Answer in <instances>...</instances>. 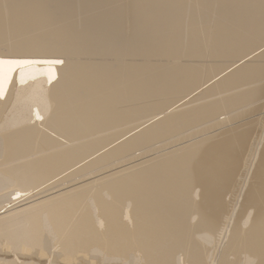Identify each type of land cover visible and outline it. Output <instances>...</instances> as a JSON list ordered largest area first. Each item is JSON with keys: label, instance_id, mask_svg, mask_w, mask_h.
Wrapping results in <instances>:
<instances>
[{"label": "bare ground", "instance_id": "1", "mask_svg": "<svg viewBox=\"0 0 264 264\" xmlns=\"http://www.w3.org/2000/svg\"><path fill=\"white\" fill-rule=\"evenodd\" d=\"M264 0H0V264H264Z\"/></svg>", "mask_w": 264, "mask_h": 264}, {"label": "rangeland", "instance_id": "2", "mask_svg": "<svg viewBox=\"0 0 264 264\" xmlns=\"http://www.w3.org/2000/svg\"><path fill=\"white\" fill-rule=\"evenodd\" d=\"M259 115H262V116H264V111H262L261 112V114H258L257 116H259ZM1 253V252H0ZM2 254H0V256H1ZM1 258V257H0ZM46 261V260H45ZM44 261V264H47V262H45ZM99 264H107V263H99Z\"/></svg>", "mask_w": 264, "mask_h": 264}]
</instances>
